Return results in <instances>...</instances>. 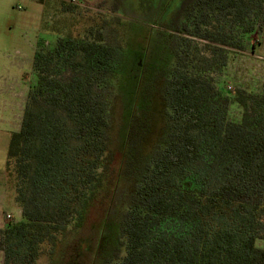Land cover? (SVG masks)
Returning <instances> with one entry per match:
<instances>
[{
	"label": "trees",
	"instance_id": "trees-1",
	"mask_svg": "<svg viewBox=\"0 0 264 264\" xmlns=\"http://www.w3.org/2000/svg\"><path fill=\"white\" fill-rule=\"evenodd\" d=\"M263 9L264 0H181L153 64L80 36L35 51L6 151L21 215L0 228L2 264L64 248L96 204L107 208L91 264H264V94H229L213 77L230 49H243L235 31L251 34ZM122 90L131 98L113 149ZM119 183L128 199L116 220L109 187Z\"/></svg>",
	"mask_w": 264,
	"mask_h": 264
},
{
	"label": "rangeland",
	"instance_id": "rangeland-1",
	"mask_svg": "<svg viewBox=\"0 0 264 264\" xmlns=\"http://www.w3.org/2000/svg\"><path fill=\"white\" fill-rule=\"evenodd\" d=\"M179 2L180 0H76L62 3L57 0H0V179H4L6 171L10 134L20 129L22 114L28 102L27 92L35 79L32 68L35 51L53 49L62 36H80L88 42L103 40V44L116 51L123 49L130 58V64H133L134 57L141 58V55L146 62L153 64L165 55L158 31L175 23ZM211 27L214 28L213 25ZM253 28L249 35L235 31L242 39L243 49H230L224 59V68L213 76L218 86L229 94L234 89L264 94V15L255 20ZM186 38L192 48L201 49L203 57L210 56L203 49L201 41ZM127 86L130 88L132 83L129 82ZM125 95L122 90L113 108V149L116 148V140L120 139L124 101L131 98ZM241 113L242 108L236 103L229 105L230 117L238 120ZM8 175L13 180L12 174L8 173L7 178ZM11 190L14 193L13 188ZM109 193L112 199L110 215L117 220L122 210L121 205L128 199V185L119 183L110 186ZM13 196L8 191L6 208L0 217V228L20 219L21 209ZM106 208L105 205L93 206L82 228L64 242V248L42 246L36 264H53V260L55 264H91V255L86 259V253L96 245L98 228ZM6 215H11V218H6ZM256 247L264 249V240L257 241ZM70 251L72 255H69ZM2 260L3 252L0 250V261ZM96 262L93 263L98 264L97 260Z\"/></svg>",
	"mask_w": 264,
	"mask_h": 264
},
{
	"label": "crops",
	"instance_id": "crops-1",
	"mask_svg": "<svg viewBox=\"0 0 264 264\" xmlns=\"http://www.w3.org/2000/svg\"><path fill=\"white\" fill-rule=\"evenodd\" d=\"M35 1H37V0H35ZM42 1H51V0H42ZM57 1H62V2L73 1L74 2L76 0H57ZM11 189H12L11 186L8 185L7 173H6V171H4V179H0V217H2V214L6 208L8 191H11L12 196L14 195V193H12ZM0 224H1V221H0ZM0 263L2 264V261H0Z\"/></svg>",
	"mask_w": 264,
	"mask_h": 264
},
{
	"label": "flooded vegetation",
	"instance_id": "flooded-vegetation-1",
	"mask_svg": "<svg viewBox=\"0 0 264 264\" xmlns=\"http://www.w3.org/2000/svg\"><path fill=\"white\" fill-rule=\"evenodd\" d=\"M180 3H181V0H180L179 4H178L177 7H176V11H177V9L179 8ZM161 31H162V30L158 31V34H159V32H161ZM163 36H164V35H163Z\"/></svg>",
	"mask_w": 264,
	"mask_h": 264
},
{
	"label": "built area",
	"instance_id": "built-area-1",
	"mask_svg": "<svg viewBox=\"0 0 264 264\" xmlns=\"http://www.w3.org/2000/svg\"><path fill=\"white\" fill-rule=\"evenodd\" d=\"M72 2H73V1H72ZM6 218H8V219L11 218V215H6Z\"/></svg>",
	"mask_w": 264,
	"mask_h": 264
}]
</instances>
